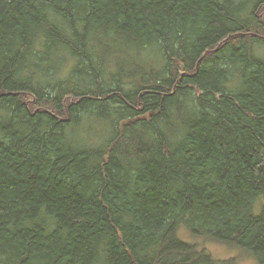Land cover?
Instances as JSON below:
<instances>
[{
  "label": "trees",
  "instance_id": "trees-1",
  "mask_svg": "<svg viewBox=\"0 0 264 264\" xmlns=\"http://www.w3.org/2000/svg\"><path fill=\"white\" fill-rule=\"evenodd\" d=\"M262 4L0 0V264H264Z\"/></svg>",
  "mask_w": 264,
  "mask_h": 264
},
{
  "label": "rangeland",
  "instance_id": "rangeland-1",
  "mask_svg": "<svg viewBox=\"0 0 264 264\" xmlns=\"http://www.w3.org/2000/svg\"><path fill=\"white\" fill-rule=\"evenodd\" d=\"M255 14L260 19L261 27H262V33L257 35L260 38L263 37L262 39H264V5L263 4L260 5L255 10ZM252 51L258 55H264V43H255L252 47ZM152 57L153 55L149 53L148 59H151ZM182 71L183 69L179 70L177 73L181 74L183 73ZM125 123L132 124L133 120L126 121ZM182 234L184 235V232ZM202 246H205L208 249V251H210L216 258L223 259V258L238 256V259L241 262V264H256V261L254 260L253 257L249 256L246 253H241L236 249H231L223 244L203 240Z\"/></svg>",
  "mask_w": 264,
  "mask_h": 264
}]
</instances>
